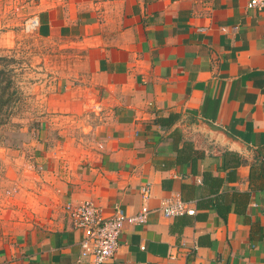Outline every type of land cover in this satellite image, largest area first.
<instances>
[{"label": "crops", "instance_id": "1", "mask_svg": "<svg viewBox=\"0 0 264 264\" xmlns=\"http://www.w3.org/2000/svg\"><path fill=\"white\" fill-rule=\"evenodd\" d=\"M20 1L25 17L38 16L34 36L76 50L84 85L54 95L40 143L16 153L12 168L40 167V203L0 247V264H90L64 206L92 200L103 217L116 206L131 215L145 184L151 212L124 226L105 264H264V9ZM186 141L200 154L193 169L179 161ZM167 198L195 214L165 219L157 208Z\"/></svg>", "mask_w": 264, "mask_h": 264}, {"label": "rangeland", "instance_id": "2", "mask_svg": "<svg viewBox=\"0 0 264 264\" xmlns=\"http://www.w3.org/2000/svg\"><path fill=\"white\" fill-rule=\"evenodd\" d=\"M22 5L0 0V69L13 98H20L12 107L13 125L0 130V247L32 224V209L40 203V167L28 169L31 173L12 168L22 157L16 153L32 141L40 143V125L53 115V96L84 85L76 50L23 31L28 16Z\"/></svg>", "mask_w": 264, "mask_h": 264}, {"label": "built area", "instance_id": "3", "mask_svg": "<svg viewBox=\"0 0 264 264\" xmlns=\"http://www.w3.org/2000/svg\"><path fill=\"white\" fill-rule=\"evenodd\" d=\"M247 9H264V0H248ZM39 25L37 15L28 16L24 20L23 31L34 33ZM96 110H100L97 106ZM140 197L144 202L134 214L127 215L120 207L116 206L109 217H103L98 204L92 200H85L78 204L67 203L64 211L74 228L83 232L80 242L79 257L90 264H105L118 249V238L125 225H140L146 222L151 210L145 204L150 198V186L145 184L140 187ZM157 211L165 219L179 216H193L195 208L178 198H167L160 202Z\"/></svg>", "mask_w": 264, "mask_h": 264}, {"label": "trees", "instance_id": "4", "mask_svg": "<svg viewBox=\"0 0 264 264\" xmlns=\"http://www.w3.org/2000/svg\"><path fill=\"white\" fill-rule=\"evenodd\" d=\"M6 77V78H5ZM8 77L2 69H0V130L12 126V107L15 104H19L20 98L14 97L13 93L9 92L10 80H7ZM175 116H169L167 119L160 118L155 122L160 125H168L171 120H174ZM179 161L186 163L187 161H192V169L195 168L196 160L200 157L199 152L194 148L191 142H184L182 148L178 151ZM197 157V158H196ZM196 159V160H195Z\"/></svg>", "mask_w": 264, "mask_h": 264}]
</instances>
